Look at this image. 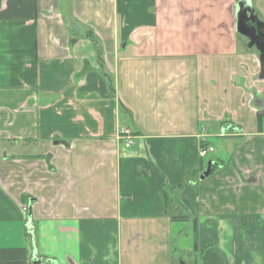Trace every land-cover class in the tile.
<instances>
[{"label": "crops", "instance_id": "0c3cea01", "mask_svg": "<svg viewBox=\"0 0 264 264\" xmlns=\"http://www.w3.org/2000/svg\"><path fill=\"white\" fill-rule=\"evenodd\" d=\"M239 1L0 0V264H187L178 234L194 264H264Z\"/></svg>", "mask_w": 264, "mask_h": 264}, {"label": "water", "instance_id": "95a60500", "mask_svg": "<svg viewBox=\"0 0 264 264\" xmlns=\"http://www.w3.org/2000/svg\"><path fill=\"white\" fill-rule=\"evenodd\" d=\"M237 32L246 37L247 47L256 49L257 56L264 70V20L261 19L249 0H240L237 9ZM216 162L210 160L208 169L202 178L210 173L211 167Z\"/></svg>", "mask_w": 264, "mask_h": 264}, {"label": "rangeland", "instance_id": "374dc122", "mask_svg": "<svg viewBox=\"0 0 264 264\" xmlns=\"http://www.w3.org/2000/svg\"><path fill=\"white\" fill-rule=\"evenodd\" d=\"M216 139H212V142H215ZM215 156L214 153H210L207 160L211 157ZM175 248L177 249L178 253V260L180 263L186 262L187 264H194L195 258H197L199 253L197 251L194 252L193 255V249L191 248V240L189 239V236H182L177 235V239L175 241ZM201 264V262H199Z\"/></svg>", "mask_w": 264, "mask_h": 264}, {"label": "built area", "instance_id": "2783aa9c", "mask_svg": "<svg viewBox=\"0 0 264 264\" xmlns=\"http://www.w3.org/2000/svg\"><path fill=\"white\" fill-rule=\"evenodd\" d=\"M119 137H120V139L123 140L126 147H130L134 142L135 134L130 128H123L120 131ZM215 150L216 149L214 146H208V147L201 146L200 155H201V157L207 158L208 155L210 153L215 152Z\"/></svg>", "mask_w": 264, "mask_h": 264}, {"label": "trees", "instance_id": "16d2710c", "mask_svg": "<svg viewBox=\"0 0 264 264\" xmlns=\"http://www.w3.org/2000/svg\"><path fill=\"white\" fill-rule=\"evenodd\" d=\"M177 218H178V219H180V218H181V219H184V217H183V216H177Z\"/></svg>", "mask_w": 264, "mask_h": 264}]
</instances>
